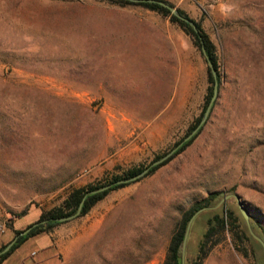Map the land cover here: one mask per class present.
Returning a JSON list of instances; mask_svg holds the SVG:
<instances>
[{"label":"rangeland","instance_id":"374dc122","mask_svg":"<svg viewBox=\"0 0 264 264\" xmlns=\"http://www.w3.org/2000/svg\"><path fill=\"white\" fill-rule=\"evenodd\" d=\"M160 1L200 24L219 63L211 109L181 151L210 83L177 23L109 0H0V249L71 190L133 168L147 172L52 228L60 264H162L182 213L211 192L220 195L193 220L184 264L214 215L231 211L247 228L234 198L218 205L225 195L264 227V0ZM207 248L202 264H264L228 230ZM18 256L37 261L36 241Z\"/></svg>","mask_w":264,"mask_h":264},{"label":"trees","instance_id":"16d2710c","mask_svg":"<svg viewBox=\"0 0 264 264\" xmlns=\"http://www.w3.org/2000/svg\"><path fill=\"white\" fill-rule=\"evenodd\" d=\"M109 1H113V2L115 1L121 5L141 6L151 11L158 12L159 14L165 17H169L170 20L172 22L177 23L185 33L191 35V37L194 40V44L201 51L202 49H204L205 51L204 55L206 59H208L212 63L214 69L216 70V74H217V77L215 80L210 72V69L208 68V82L210 83V87H209V94L206 97L205 105L203 108V110H205L206 106L208 105V103L210 102L213 96V85L219 82L220 77H219V72H218L219 63H218V57L215 52V46L210 40L207 33L201 28L200 24L192 20L195 24V29H194L189 24H187L184 21L179 20L177 17L170 14V12L167 9H165L164 7L156 3H133V2H130L129 0H109ZM177 12L179 15L183 16L184 18L191 20L182 11L177 10ZM199 122H200V117L197 118L195 124L191 128V131L194 130L198 126ZM196 134L193 135L188 141L184 142L178 151H181L187 145H189L191 143L190 141L196 136ZM157 168L158 166L152 167L149 170V173H152ZM140 172L141 170H139L138 168L129 169L122 176H115L110 181L100 186L89 185L83 188H76V189L71 190L58 206L42 213L40 215L39 220L35 223L38 225L34 226L27 234L23 236H19V234L22 231H16V234L19 237L16 239L15 243L4 253L2 252L4 251L6 247L4 246L0 249V264H2L3 261H5L16 249H18L22 244H24L29 239L39 234H42V233H48L52 230L54 226L59 225L60 222H57L56 219L65 218V217L74 215L78 211V208L81 202H82V206L80 209L79 216H84L100 200H102L108 194L109 191L121 187L120 185H117L116 182L125 181L130 178H133L137 176ZM107 185H110V188L106 190H102V188ZM219 195H220L219 193L211 192L204 199L194 203L186 211L182 213L180 219L175 224V227L170 235V238H169V241L166 247L165 257H164L162 264H181L182 262L181 261L182 242H183L184 233H185L186 226H187L189 219L199 209L210 206L211 203H213L214 200ZM233 215L234 214L231 211L225 210L224 215L216 214L208 220L207 228L203 234L201 241L199 242L197 254L195 258L190 261L189 264H202V261L206 257V254H207L206 250L212 247V246H209V248H207V244L209 240L217 232L224 231V230H228L232 233H235L236 237H239V240L241 243L245 241L246 244L251 248L253 255H255L256 250L261 251L262 257L264 259V251H263L262 245L250 235L246 227L241 226L238 219L234 217ZM42 222H45V223H42ZM250 224H251V227L254 233L264 242V227L259 225L255 221H250ZM216 243L218 242H215L212 245L214 246ZM246 253L244 255H247Z\"/></svg>","mask_w":264,"mask_h":264},{"label":"water","instance_id":"95a60500","mask_svg":"<svg viewBox=\"0 0 264 264\" xmlns=\"http://www.w3.org/2000/svg\"><path fill=\"white\" fill-rule=\"evenodd\" d=\"M130 2H133V3H156L162 7H164L165 9H167L170 14L174 15L175 17H177L179 20L181 21H184L186 22L187 24H189L191 27H193L195 29V24L192 20H189V19H186L184 18L183 16L179 15L177 10L166 4L165 2L163 1H160V0H129ZM202 52L203 54H205V51L204 49H202ZM207 63H208V66H209V69H210V72L213 76V78L216 80V77H217V74H216V70L214 69L212 63L207 59ZM216 96V83H215V88H214V93H213V97L210 101V103L208 104L207 108H206V111H205V114L203 115V118L202 120L200 121L199 125L197 126V128L191 133V135H193L202 125L203 123L205 122V119L211 109V105H212V101L214 100ZM190 135V136H191ZM173 152V151H172ZM171 152V153H172ZM171 153L167 154L166 156H164L161 160L155 162L154 164L157 165V164H160L162 161H164L166 158H168ZM147 172V169L146 170H143L141 171L137 176L133 177V178H130L128 180H125V181H118L116 182V184H125V183H130V182H134L140 178H142ZM110 188V185H107L105 187L102 188V190H106ZM230 198H234L236 200V203H237V206H238V209L240 211V213L242 214L245 222H246V225H247V229H248V232L250 233V235L255 239L257 240L261 245H262V248H263V251H264V242L254 233V231L252 230V227H251V224H250V221H249V213L248 211L246 210L243 202L240 200V198L236 195V194H228V195H225L221 201L218 203V205L224 201H226L227 199H230ZM81 206H82V202L81 204L79 205V208H78V211L72 215V216H69V217H65V218H58L56 219L57 222H66V221H69V220H72L74 218H76L77 216H79L80 214V209H81ZM215 207H203L201 209H199L198 211H196L192 216L191 218L189 219L188 223H187V226H186V230H185V233H184V237H183V242H182V253H181V264H184L185 263V259H184V254H185V248H186V242H187V238H188V234H189V230H190V227H191V224L193 222V220L195 219V217L200 214L201 212L205 211V210H210V209H214ZM42 223H45V222H42ZM38 224H33L32 226L28 227L27 229H25L24 231H22L19 236H23L25 234H27L34 226H37ZM15 237L14 240H12L7 246L6 248L4 249V252H6L16 241V239L19 237Z\"/></svg>","mask_w":264,"mask_h":264},{"label":"crops","instance_id":"0c3cea01","mask_svg":"<svg viewBox=\"0 0 264 264\" xmlns=\"http://www.w3.org/2000/svg\"><path fill=\"white\" fill-rule=\"evenodd\" d=\"M57 236V232L42 233L25 242L27 243L29 241H36V246L39 249L40 255L37 261L26 263L23 256H18L13 260V262H11L14 252L17 251L16 249L5 261H3L2 264H60L59 257L60 255L64 254V251L62 249L61 240ZM36 254L37 253L32 251L29 255L36 256Z\"/></svg>","mask_w":264,"mask_h":264}]
</instances>
